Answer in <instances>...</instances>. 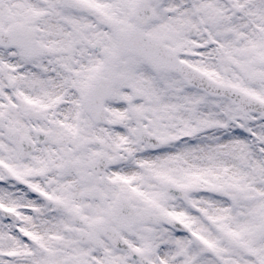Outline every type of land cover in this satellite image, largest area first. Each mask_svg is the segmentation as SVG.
Returning a JSON list of instances; mask_svg holds the SVG:
<instances>
[{
  "label": "snow or ice",
  "instance_id": "6c2138e0",
  "mask_svg": "<svg viewBox=\"0 0 264 264\" xmlns=\"http://www.w3.org/2000/svg\"><path fill=\"white\" fill-rule=\"evenodd\" d=\"M0 264H264V0H0Z\"/></svg>",
  "mask_w": 264,
  "mask_h": 264
}]
</instances>
